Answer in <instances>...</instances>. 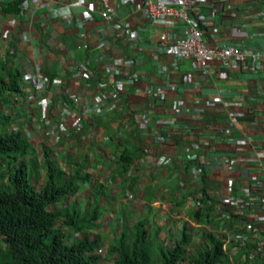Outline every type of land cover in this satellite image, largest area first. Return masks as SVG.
I'll return each mask as SVG.
<instances>
[{"label": "crops", "instance_id": "obj_1", "mask_svg": "<svg viewBox=\"0 0 264 264\" xmlns=\"http://www.w3.org/2000/svg\"><path fill=\"white\" fill-rule=\"evenodd\" d=\"M10 1L0 0V62L9 59V67L20 69L23 93L30 89L23 80L27 74L41 71L51 79L60 78L65 91L79 97L77 104H71L72 112L85 115L81 130L67 118L69 136L55 144L42 120V97L25 100L12 95L13 105L4 108L12 117L10 129H22L27 135L33 161L41 162L49 149L63 169L67 157L86 166L91 180L60 207L69 204L84 216L97 214L88 233L100 240V246L107 248L121 231L130 232L139 222L145 224L148 240L156 238L158 245L174 244L185 229L195 241L191 215L199 203L197 192L206 190L216 209L221 196L245 194L236 183L226 190L225 180L240 167L232 159L224 163L223 158L253 157L257 152L260 159L252 162L250 174L264 163V18L260 16L264 0L199 3L202 14H214L209 26L202 27L205 41L239 45L258 54L257 70L224 68L218 62L194 70L190 59L175 60L155 40L162 31L185 35L184 23H150L135 10L144 0L124 4L110 0L114 8L110 22L95 9L83 37L68 28L74 27L87 0H32L28 8L22 0L18 14L3 10ZM84 69L91 72L89 80L81 76ZM117 70L127 80L118 98L109 90ZM150 88L160 100L141 93ZM97 94L113 97L112 112L88 114L86 100ZM230 110L243 111L232 135L225 133ZM49 117L55 122L56 110ZM124 147H138L141 156L120 174L116 160ZM161 157L167 162L157 168L155 160ZM109 259L106 262L111 263Z\"/></svg>", "mask_w": 264, "mask_h": 264}, {"label": "trees", "instance_id": "obj_2", "mask_svg": "<svg viewBox=\"0 0 264 264\" xmlns=\"http://www.w3.org/2000/svg\"><path fill=\"white\" fill-rule=\"evenodd\" d=\"M21 2L12 0L3 10L18 14L22 10ZM20 76L18 67H9V59L1 60L0 264H102L104 258H110L112 264H183L184 261L189 264H231L228 256L231 250L224 248L218 235L204 233L200 242L195 243L186 229L174 244H157V255L154 256L148 247L147 231L142 222L136 223L129 235L126 230L121 231L107 248L100 246V240L88 233L95 227L97 214L84 216L74 206H59L91 180L86 166L67 157L64 159L66 169H63L49 149L44 150L41 162L35 159L29 164L24 162L31 154V143L22 129H10L12 117L4 110L13 105L9 101L12 95H23ZM140 156L138 147L132 150L124 147L117 155V170L120 174L126 173ZM38 170L43 178L40 186L36 182ZM201 193L191 218L196 224L203 221L215 224L216 205L206 190ZM235 260L236 264L258 261L250 258L249 247L245 246H239Z\"/></svg>", "mask_w": 264, "mask_h": 264}, {"label": "built area", "instance_id": "obj_3", "mask_svg": "<svg viewBox=\"0 0 264 264\" xmlns=\"http://www.w3.org/2000/svg\"><path fill=\"white\" fill-rule=\"evenodd\" d=\"M119 1L124 4L127 2L132 3L133 0ZM200 1L178 0L175 4L168 5L153 0H144L135 10L152 24L163 23L172 26L177 23H184L186 28L185 35L179 36L162 31L159 38L155 41L165 47L167 53L173 55L175 60L190 59L194 70L208 68L213 62L220 63L224 68L257 70L260 67L258 54L250 53L239 45L219 46L205 41L202 27L209 26L214 14H202L199 6ZM31 2L32 0H25L23 7L28 8ZM95 9L99 10L103 20L110 22L114 19V8L110 4V0H87L85 10L76 18L74 27H69L68 30H72L75 35L83 37L86 32L84 25L94 18L92 12ZM262 14L260 16L264 18V13ZM234 16L237 18L236 15ZM83 46L87 47L86 44ZM98 47L103 48L101 44ZM248 60H250V63ZM166 71L171 72V68L167 67ZM108 73L110 74V71ZM122 74V71L117 70L111 75L112 86L109 90L115 93L116 98L119 97V91L123 88L121 85L127 82ZM81 76L84 80L89 79L91 76L90 70L84 69ZM117 79L118 82L116 83ZM23 80L30 87L22 95L25 100H32L34 96L42 97L40 99L42 120L46 123L45 126L55 144L60 143L69 136L67 118L70 117L69 121L72 118L74 127L81 130L85 115L79 111L72 112L73 109L71 107V104L78 103L79 97L66 92L63 81L60 78L51 79L45 73L37 71L33 74L25 75ZM46 92L47 94H45ZM141 93L150 98L157 99L159 97L157 91L152 88L142 90ZM110 98L113 97L97 94L87 99L85 105L88 109V114L99 115L112 112L114 106L110 104ZM206 104L208 106L210 101L207 100ZM252 107L254 106L248 108L251 109ZM53 109L56 110L57 116L55 122H53L52 117H49ZM242 114L243 111L240 114H237L235 110L229 111V122L225 129L226 134H233V129L237 128L239 123V115ZM231 159L239 164L240 171L237 174L231 173L225 180V188L228 190L232 184L236 183L245 194L242 197L227 194L226 196H221L219 200L221 203L218 205L220 210L215 211V218H213L215 224L203 221L194 226L202 229L203 234L211 232L218 235L223 241L226 250L233 247L234 250L230 249L231 253L228 254L231 261V254L233 252L236 253L239 246H245L249 247L250 258L258 259L257 262L255 261L252 264H264V163L259 162L257 165L259 171L250 174L249 169L253 168L252 162L260 159L257 152L253 157L245 155H234L232 158L226 157L223 158V162L232 163ZM166 162V158H158L155 160V166L157 168L158 166L162 167ZM195 196L199 200L202 197V193L197 192ZM242 261H244L243 258Z\"/></svg>", "mask_w": 264, "mask_h": 264}, {"label": "rangeland", "instance_id": "obj_4", "mask_svg": "<svg viewBox=\"0 0 264 264\" xmlns=\"http://www.w3.org/2000/svg\"><path fill=\"white\" fill-rule=\"evenodd\" d=\"M31 129V128H30ZM43 156V155H42ZM24 162L25 163H27V164H29V163H32L33 162V160H32V157L31 156H27L26 158H25V160H24ZM40 170V169H39ZM38 170V178H37V180H36V182H37V186H40L41 184H42V181H43V178H42V173L40 172ZM60 205H62V203H60L59 204V206ZM194 240L197 242V241H200L201 240V235L203 234V232H202V229H199V228H197V227H194ZM196 229H198L197 231H196ZM69 232L67 231V234H68ZM70 234V233H69ZM127 234L129 235V234H131V233H129V232H127ZM71 237V236H70ZM106 239H108V238H106ZM2 241V236H0V244L2 243L1 242ZM148 243V247H149V249H150V251H151V253L154 255V256H156L157 255V243H156V240H155V238H151V240L149 239V241L147 242ZM231 250H234L233 249V247L232 248H230ZM229 249V250H230ZM228 250V249H227ZM232 255V261H231V264H236V260H235V255H236V253H232L231 254ZM110 260V259H109ZM106 261H108V259L107 258H104V260H103V263L102 264H111V263H109V262H106ZM183 264H189L188 263V261H184L183 262Z\"/></svg>", "mask_w": 264, "mask_h": 264}]
</instances>
